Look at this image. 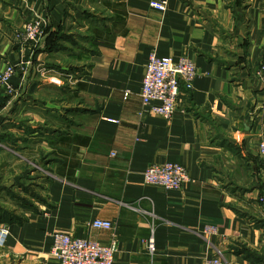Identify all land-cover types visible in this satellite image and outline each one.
Wrapping results in <instances>:
<instances>
[{"label":"crops","instance_id":"1","mask_svg":"<svg viewBox=\"0 0 264 264\" xmlns=\"http://www.w3.org/2000/svg\"><path fill=\"white\" fill-rule=\"evenodd\" d=\"M35 15L44 36L20 45ZM152 53L196 68L170 120L140 114ZM263 62L264 0H0V70L16 68L0 98V264H58L57 232L114 237L113 264H264ZM165 163L187 170L180 190L144 183Z\"/></svg>","mask_w":264,"mask_h":264},{"label":"built area","instance_id":"2","mask_svg":"<svg viewBox=\"0 0 264 264\" xmlns=\"http://www.w3.org/2000/svg\"><path fill=\"white\" fill-rule=\"evenodd\" d=\"M149 7L163 12V3L151 1ZM46 28V20L35 15L24 26L14 33V40L20 45L36 47L42 40ZM264 72V62L260 66L258 74ZM16 74L13 65H6L0 70V98L13 97L15 90L11 79ZM196 78V68L193 62L187 58H159L154 53L150 54L145 66L141 81L139 97L142 109L140 114L152 113L164 120H170L176 109V101L179 96L180 85L187 91L192 90ZM126 96L128 94H125ZM264 109V97L261 102ZM258 155L264 164V143L258 146ZM264 178V168L262 169ZM190 180L187 170L180 164L165 163L153 164L146 168L143 173V181L148 186H153L164 191H178ZM89 227L95 230L111 232L113 226L109 221L94 220ZM9 229L0 226V247L3 246ZM216 234V228L207 227L203 230L205 241L209 245V238ZM117 250L115 238L108 244L79 239L69 234L57 232L52 236L50 256L58 264H113ZM150 255L154 254L155 248L152 240L147 243ZM204 264H224L220 254L206 259Z\"/></svg>","mask_w":264,"mask_h":264}]
</instances>
